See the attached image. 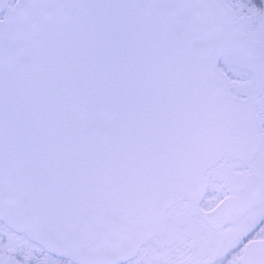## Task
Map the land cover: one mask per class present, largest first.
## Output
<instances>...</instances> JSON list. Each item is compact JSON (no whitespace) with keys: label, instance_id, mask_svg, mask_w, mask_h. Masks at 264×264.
<instances>
[{"label":"snow or ice","instance_id":"obj_1","mask_svg":"<svg viewBox=\"0 0 264 264\" xmlns=\"http://www.w3.org/2000/svg\"><path fill=\"white\" fill-rule=\"evenodd\" d=\"M0 264H264V0H0Z\"/></svg>","mask_w":264,"mask_h":264}]
</instances>
